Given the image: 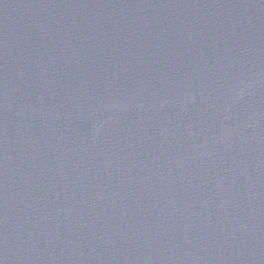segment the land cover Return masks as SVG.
<instances>
[{
  "label": "water",
  "instance_id": "obj_1",
  "mask_svg": "<svg viewBox=\"0 0 264 264\" xmlns=\"http://www.w3.org/2000/svg\"><path fill=\"white\" fill-rule=\"evenodd\" d=\"M0 264H264V0H0Z\"/></svg>",
  "mask_w": 264,
  "mask_h": 264
}]
</instances>
